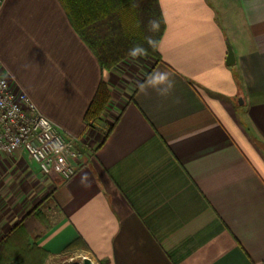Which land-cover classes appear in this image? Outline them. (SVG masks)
<instances>
[{
	"label": "crops",
	"instance_id": "0c3cea01",
	"mask_svg": "<svg viewBox=\"0 0 264 264\" xmlns=\"http://www.w3.org/2000/svg\"><path fill=\"white\" fill-rule=\"evenodd\" d=\"M159 3L161 59L103 72L59 0H4L0 60L84 151L67 180L0 154V239L50 196L45 264L264 263V0ZM102 78L111 99L89 123Z\"/></svg>",
	"mask_w": 264,
	"mask_h": 264
},
{
	"label": "trees",
	"instance_id": "16d2710c",
	"mask_svg": "<svg viewBox=\"0 0 264 264\" xmlns=\"http://www.w3.org/2000/svg\"><path fill=\"white\" fill-rule=\"evenodd\" d=\"M59 1L76 32L98 57L103 72L130 56L136 45L161 59L165 21L159 0ZM110 99L111 89L102 78L85 120L90 123L100 117ZM50 203V196L40 200L0 239V264H45L50 252L39 241L52 229L46 211ZM73 248H82V244L73 240L65 246V250Z\"/></svg>",
	"mask_w": 264,
	"mask_h": 264
},
{
	"label": "built area",
	"instance_id": "2783aa9c",
	"mask_svg": "<svg viewBox=\"0 0 264 264\" xmlns=\"http://www.w3.org/2000/svg\"><path fill=\"white\" fill-rule=\"evenodd\" d=\"M15 152L62 180L76 173L84 153L80 137L43 113L0 60V154Z\"/></svg>",
	"mask_w": 264,
	"mask_h": 264
},
{
	"label": "clouds",
	"instance_id": "9594fccd",
	"mask_svg": "<svg viewBox=\"0 0 264 264\" xmlns=\"http://www.w3.org/2000/svg\"><path fill=\"white\" fill-rule=\"evenodd\" d=\"M150 23L153 24V25H155L156 22H155V21H151ZM131 52H132V55H133V56H135V55H137V54H140V55L145 54V50H144L143 47L140 46V45H136V46L131 50ZM155 79H156L157 81H159V82H166V84H167V87L164 88L160 94H168V93H170V92L174 89V87H175V80L172 79V78L169 76V74H167V73H160V74L157 75V77H156Z\"/></svg>",
	"mask_w": 264,
	"mask_h": 264
},
{
	"label": "water",
	"instance_id": "95a60500",
	"mask_svg": "<svg viewBox=\"0 0 264 264\" xmlns=\"http://www.w3.org/2000/svg\"><path fill=\"white\" fill-rule=\"evenodd\" d=\"M235 61V52L232 47V45L229 43L228 44V57H227V63L228 64H233ZM83 264H96L95 261L91 257H84L83 258Z\"/></svg>",
	"mask_w": 264,
	"mask_h": 264
},
{
	"label": "rangeland",
	"instance_id": "374dc122",
	"mask_svg": "<svg viewBox=\"0 0 264 264\" xmlns=\"http://www.w3.org/2000/svg\"><path fill=\"white\" fill-rule=\"evenodd\" d=\"M83 263V256L81 255V253H72L69 256H67V258H65L64 262H62L61 260L57 261V264H77V263ZM97 263V261H96ZM98 264V263H97Z\"/></svg>",
	"mask_w": 264,
	"mask_h": 264
},
{
	"label": "bare ground",
	"instance_id": "6f19581e",
	"mask_svg": "<svg viewBox=\"0 0 264 264\" xmlns=\"http://www.w3.org/2000/svg\"><path fill=\"white\" fill-rule=\"evenodd\" d=\"M77 264H83V263L79 262V263H77Z\"/></svg>",
	"mask_w": 264,
	"mask_h": 264
}]
</instances>
